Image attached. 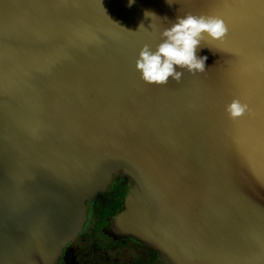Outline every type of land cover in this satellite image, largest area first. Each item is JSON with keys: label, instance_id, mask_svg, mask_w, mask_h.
I'll use <instances>...</instances> for the list:
<instances>
[{"label": "water", "instance_id": "water-1", "mask_svg": "<svg viewBox=\"0 0 264 264\" xmlns=\"http://www.w3.org/2000/svg\"><path fill=\"white\" fill-rule=\"evenodd\" d=\"M186 13L226 37L144 82L141 47ZM117 177L115 233L158 264H264V0H0V264H61Z\"/></svg>", "mask_w": 264, "mask_h": 264}, {"label": "clouds", "instance_id": "clouds-1", "mask_svg": "<svg viewBox=\"0 0 264 264\" xmlns=\"http://www.w3.org/2000/svg\"><path fill=\"white\" fill-rule=\"evenodd\" d=\"M132 2L134 0H129L130 4ZM145 15L156 16L147 11ZM227 33L228 27L221 17L192 13L178 15L161 31L160 42L154 50L147 44L141 47L135 68L148 84L166 85L170 79L178 83L185 71L192 75L205 71L207 57L197 55L205 37L223 40ZM246 110L247 105L238 99H233L225 107L231 119L241 117Z\"/></svg>", "mask_w": 264, "mask_h": 264}, {"label": "flooded vegetation", "instance_id": "flooded-vegetation-1", "mask_svg": "<svg viewBox=\"0 0 264 264\" xmlns=\"http://www.w3.org/2000/svg\"><path fill=\"white\" fill-rule=\"evenodd\" d=\"M128 191V185L120 177L114 179L110 187L100 193L92 202L93 211L101 209L119 210L123 206L122 196ZM100 240L84 229L66 243L61 264H122L124 258L137 264H158L157 253L131 237L122 236L112 241Z\"/></svg>", "mask_w": 264, "mask_h": 264}, {"label": "rangeland", "instance_id": "rangeland-1", "mask_svg": "<svg viewBox=\"0 0 264 264\" xmlns=\"http://www.w3.org/2000/svg\"><path fill=\"white\" fill-rule=\"evenodd\" d=\"M127 192L128 191H126L125 194H123L122 196L123 201L126 198ZM117 215H118L117 207L116 210H112V208H109V209H101L100 212L99 211L95 212L93 211V208L90 207L88 211L87 221L85 224V229H87V231H90L100 240L107 239L105 241H112V239H118V236L115 233L116 231L115 219ZM148 247L156 252V250L153 249V247H151L150 245ZM122 264H137V263L129 258L126 260L124 258V263Z\"/></svg>", "mask_w": 264, "mask_h": 264}]
</instances>
